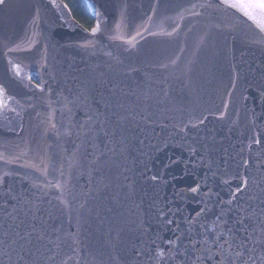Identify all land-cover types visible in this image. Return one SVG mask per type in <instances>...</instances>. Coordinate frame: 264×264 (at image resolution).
<instances>
[{"label": "water", "instance_id": "95a60500", "mask_svg": "<svg viewBox=\"0 0 264 264\" xmlns=\"http://www.w3.org/2000/svg\"><path fill=\"white\" fill-rule=\"evenodd\" d=\"M86 2L92 28L64 0L0 4V264H219L203 241L228 229L261 264L260 24L221 0Z\"/></svg>", "mask_w": 264, "mask_h": 264}, {"label": "snow or ice", "instance_id": "6c2138e0", "mask_svg": "<svg viewBox=\"0 0 264 264\" xmlns=\"http://www.w3.org/2000/svg\"><path fill=\"white\" fill-rule=\"evenodd\" d=\"M5 0H0V4H3ZM222 4L227 5L230 8L237 9L239 12L243 13L244 16L248 17L250 20H253L254 22H258L260 24L261 31L264 32V0H258V2H255V0H249V2H232L229 3V0H221ZM211 6V5H209ZM67 7V5H65ZM258 10L261 20L257 21V16L254 14V12ZM97 28H99V24H97ZM96 29H93V32H95ZM19 66H17L18 68ZM36 88L40 89L41 92L44 91L43 88L39 84L36 85ZM3 92V89L0 88V93ZM0 107H6L2 102H0ZM15 111V109H13ZM55 127V125H53ZM256 143H260L259 140L255 141ZM39 170V169H38ZM155 179V177H154ZM243 184L245 187H247L248 182L247 180L243 181ZM59 187V185H57ZM193 192H196L197 189L193 188L191 189ZM237 191H241V189L238 187ZM250 218L245 216L242 219L238 221V223L243 226L245 224V221L249 220ZM171 223V221H169ZM215 231V230H213ZM261 231L264 232V227L261 228ZM245 232H247V228H245ZM234 232L232 229H228V237L224 238L223 233H221L219 236L213 237L211 241H209L207 238L204 239L203 243L205 245L211 244L216 249V255L220 256L219 264H224V256L221 254L222 252H227L229 250H232L235 247V257L239 261V264H249V261H255V257H253L251 254L248 255V258L245 259V251L251 252L255 249L248 250L246 248V245L244 244H236L234 237ZM251 242V241H249ZM171 244L172 242L169 241ZM199 243V241L197 242ZM258 243H261L264 245V240L258 241ZM163 255V253H161ZM209 259H212V257H209ZM228 264H233V261L229 259ZM261 264H264V257H261Z\"/></svg>", "mask_w": 264, "mask_h": 264}, {"label": "trees", "instance_id": "16d2710c", "mask_svg": "<svg viewBox=\"0 0 264 264\" xmlns=\"http://www.w3.org/2000/svg\"><path fill=\"white\" fill-rule=\"evenodd\" d=\"M73 16L87 28H92L95 19L92 16L86 0H64Z\"/></svg>", "mask_w": 264, "mask_h": 264}]
</instances>
